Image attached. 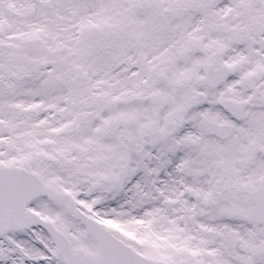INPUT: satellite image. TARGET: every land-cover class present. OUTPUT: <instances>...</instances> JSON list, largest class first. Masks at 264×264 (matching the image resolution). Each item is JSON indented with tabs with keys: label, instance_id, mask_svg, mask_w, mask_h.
Masks as SVG:
<instances>
[{
	"label": "snow or ice",
	"instance_id": "obj_1",
	"mask_svg": "<svg viewBox=\"0 0 264 264\" xmlns=\"http://www.w3.org/2000/svg\"><path fill=\"white\" fill-rule=\"evenodd\" d=\"M0 264H264V0H0Z\"/></svg>",
	"mask_w": 264,
	"mask_h": 264
}]
</instances>
